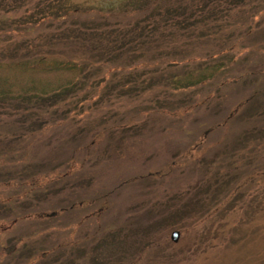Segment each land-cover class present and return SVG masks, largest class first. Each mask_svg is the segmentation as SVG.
<instances>
[{"label":"rangeland","instance_id":"1","mask_svg":"<svg viewBox=\"0 0 264 264\" xmlns=\"http://www.w3.org/2000/svg\"><path fill=\"white\" fill-rule=\"evenodd\" d=\"M0 62L72 86L0 102V264H264V0H0Z\"/></svg>","mask_w":264,"mask_h":264},{"label":"trees","instance_id":"2","mask_svg":"<svg viewBox=\"0 0 264 264\" xmlns=\"http://www.w3.org/2000/svg\"><path fill=\"white\" fill-rule=\"evenodd\" d=\"M179 9V8H174ZM194 14V13H193ZM193 14H189L188 16H191ZM42 58L40 57V59H35V60H31L29 62L26 61H19V64H12L11 66L8 67H13V66H17L19 68V66L24 67L27 66L28 64H30L29 66H33V64L35 63H39L41 62ZM36 61V62H34ZM11 63V62H10ZM1 64V62H0ZM72 64V63H70ZM67 61L63 62V66L65 67H70L72 65H70ZM58 66V65H55ZM28 68V67H27ZM16 69V67L14 68ZM49 82V81H48ZM12 84H14L12 82V80L8 77V76H1L0 75V102L1 103H10L11 99H13L14 97H21V99H27L26 101H28L31 98H34L37 102H41L44 100H48V101H53L57 100L58 98L56 96H60L64 97L66 94L69 93V91L71 90V85H67V86H56V87H52L49 85H35L33 84L30 90L28 87H25L23 84L19 85V86H15L14 88L12 87ZM29 90V91H28Z\"/></svg>","mask_w":264,"mask_h":264},{"label":"water","instance_id":"3","mask_svg":"<svg viewBox=\"0 0 264 264\" xmlns=\"http://www.w3.org/2000/svg\"><path fill=\"white\" fill-rule=\"evenodd\" d=\"M171 237L174 240L177 239V237H178V230H173L172 233H171Z\"/></svg>","mask_w":264,"mask_h":264}]
</instances>
